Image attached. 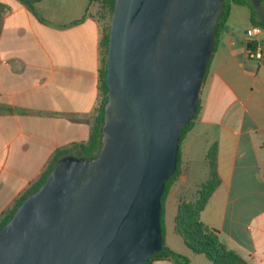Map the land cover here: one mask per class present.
Returning a JSON list of instances; mask_svg holds the SVG:
<instances>
[{
  "label": "crops",
  "instance_id": "obj_1",
  "mask_svg": "<svg viewBox=\"0 0 264 264\" xmlns=\"http://www.w3.org/2000/svg\"><path fill=\"white\" fill-rule=\"evenodd\" d=\"M97 7L36 0L30 10L0 0V218L57 151L89 139L102 67ZM236 13L243 19L230 22ZM251 27L248 7L231 4L201 84L199 113L181 143L180 174L164 200V243L190 264L211 262L187 248L175 216L179 202L193 200L208 179L205 156L213 144L220 183L201 221L248 264H264V57L247 55Z\"/></svg>",
  "mask_w": 264,
  "mask_h": 264
},
{
  "label": "water",
  "instance_id": "obj_2",
  "mask_svg": "<svg viewBox=\"0 0 264 264\" xmlns=\"http://www.w3.org/2000/svg\"><path fill=\"white\" fill-rule=\"evenodd\" d=\"M224 7L114 0L101 147L59 159L21 202L0 229V264H144L161 250V196L180 132L196 115Z\"/></svg>",
  "mask_w": 264,
  "mask_h": 264
},
{
  "label": "trees",
  "instance_id": "obj_3",
  "mask_svg": "<svg viewBox=\"0 0 264 264\" xmlns=\"http://www.w3.org/2000/svg\"><path fill=\"white\" fill-rule=\"evenodd\" d=\"M21 4L27 6L30 10L34 9L36 0H18ZM90 2L101 3L112 15L114 0H90ZM231 4L245 5L249 9V20L253 27H257L264 32V2L260 0V7L255 10L249 1L244 0H224V12L216 25L215 31V44L210 55L205 76L212 58L213 53L216 51L218 45V39L220 33L225 26ZM109 28L101 39V47L104 48L103 66L100 69L99 74V102L96 109L95 116L92 121L90 129V136L85 144H76L70 148L57 151L53 159L48 164L46 170L42 173L40 178L32 185V187L22 195L9 209L2 218H0V229L10 220L17 207L21 202L31 193L35 192L45 181L50 171L54 168L57 161L65 156H77V157H93L95 156L101 147V128L103 125L104 105L107 102V87L105 85L106 78V54L108 44ZM264 45V39H263ZM264 55V49H263ZM200 110V102L198 100L196 115L191 122L186 124L181 132L179 138V149L177 153V164L174 175L165 182V188L161 196V236H162V248L154 256H152L146 263L150 264L156 260H168L174 264H190L189 259L186 256L178 254L170 250L164 243V226H163V204L168 194L170 186L180 174V148L183 139L186 134L193 127V122ZM207 166L209 169L208 179L201 184L197 195L193 200H182L177 206L174 229L176 233L183 239L187 248L194 254L202 255L208 259L211 264H248L239 254L235 251L228 249L224 246L219 237L218 231L206 226L200 218L201 212L204 210L212 193L219 186L220 180L217 174V145L213 144L208 150L206 156Z\"/></svg>",
  "mask_w": 264,
  "mask_h": 264
},
{
  "label": "built area",
  "instance_id": "obj_4",
  "mask_svg": "<svg viewBox=\"0 0 264 264\" xmlns=\"http://www.w3.org/2000/svg\"><path fill=\"white\" fill-rule=\"evenodd\" d=\"M246 36L248 38V42L250 47H247V55L250 59L254 60H262L263 55V40L259 37L261 34V30L257 27H251L246 31Z\"/></svg>",
  "mask_w": 264,
  "mask_h": 264
},
{
  "label": "rangeland",
  "instance_id": "obj_5",
  "mask_svg": "<svg viewBox=\"0 0 264 264\" xmlns=\"http://www.w3.org/2000/svg\"><path fill=\"white\" fill-rule=\"evenodd\" d=\"M98 7L95 11V18L96 21L98 22V25L100 26L101 30V39L103 38V35L107 32L109 28V23L111 19V14L109 10H107L104 6L101 5V3H97ZM243 17L238 16V14H233L230 22L236 23L238 21H241ZM263 37V35H261ZM103 58H104V48L101 47V59H102V66H103Z\"/></svg>",
  "mask_w": 264,
  "mask_h": 264
}]
</instances>
